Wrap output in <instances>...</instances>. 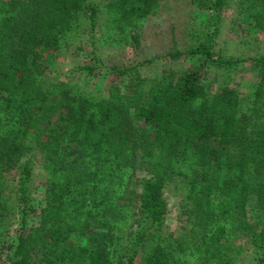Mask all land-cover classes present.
I'll list each match as a JSON object with an SVG mask.
<instances>
[{
	"label": "trees",
	"instance_id": "16d2710c",
	"mask_svg": "<svg viewBox=\"0 0 264 264\" xmlns=\"http://www.w3.org/2000/svg\"><path fill=\"white\" fill-rule=\"evenodd\" d=\"M162 1L107 0L104 30L119 47L138 49L140 30ZM189 1L212 12L211 30L194 31L182 51L112 68L99 96L67 82L45 84L39 61L43 51L80 48L82 11L91 31L92 4L0 0V253L10 254L8 264H235L239 239L254 264H264V56L249 59L259 82L245 111L233 90L207 92L203 68L240 63L211 49L231 0ZM237 9L264 36V0H238ZM181 56H197V66L142 75L155 59ZM81 70L97 72L90 63ZM30 154L43 179L32 226ZM164 188L178 199L183 225L175 234L164 224ZM15 216L11 247L4 225Z\"/></svg>",
	"mask_w": 264,
	"mask_h": 264
},
{
	"label": "rangeland",
	"instance_id": "374dc122",
	"mask_svg": "<svg viewBox=\"0 0 264 264\" xmlns=\"http://www.w3.org/2000/svg\"><path fill=\"white\" fill-rule=\"evenodd\" d=\"M107 0H85L84 5L92 4L96 11L94 24L91 31L83 9V36L80 48L70 45L59 54L54 52H41L40 62L44 67L43 82L71 83L73 90L79 94L104 95V91L113 78L112 68H121L136 64L145 59L161 57L171 48L184 50L186 46L194 42L191 35L207 29L211 30L212 12L198 11L189 0H163L156 13L148 17L144 22L139 37V48L119 47L116 42V34L104 30L103 22L105 9L103 7ZM237 1L231 0L219 12L217 22L218 31L211 41L212 51L224 59H235L240 61L231 69H215L205 67L202 69L204 75V88L213 94L223 87L234 91L242 110L249 108L253 99V93L258 85L259 79L257 69L249 62V59L264 56V36L247 27L242 13H238ZM209 22V24H208ZM211 25V26H210ZM93 59V60H92ZM197 56H181L175 60L159 58L152 61L150 65L142 67V75L151 78L161 70L190 69L197 66ZM97 68L93 76H89L81 70L86 64ZM40 123L42 124L43 118ZM33 155L34 163L32 175L27 183V204L35 209V213L29 214L26 219L28 226L35 225L36 212L41 207L42 201V176L39 174V157ZM140 175L136 173L134 179ZM12 190L15 189V180L7 184ZM163 198L167 206V214L164 224L168 231L175 234L183 225L182 219L177 214V197L173 191L164 188ZM4 228L7 234L4 238L11 247L15 244L16 231L18 230L17 216L6 221ZM237 244L242 247V254L235 264H254L250 246L244 239H239ZM8 252L0 253V263L8 264Z\"/></svg>",
	"mask_w": 264,
	"mask_h": 264
}]
</instances>
